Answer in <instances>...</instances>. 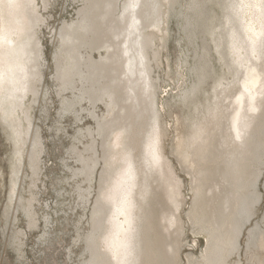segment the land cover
Listing matches in <instances>:
<instances>
[{"label": "bare ground", "instance_id": "1", "mask_svg": "<svg viewBox=\"0 0 264 264\" xmlns=\"http://www.w3.org/2000/svg\"><path fill=\"white\" fill-rule=\"evenodd\" d=\"M41 1L46 7L47 0ZM116 1L108 4L109 11L101 20L96 16L94 21L84 18L88 20L85 24L76 20L71 31L64 27L61 38L65 43L55 54L62 86L78 89L81 96H76L77 100L86 94L93 103L105 94L110 99L106 116L93 112L97 136L88 128L92 136L89 144L82 149L71 147L81 162L76 171L86 172L89 181H95L87 189L89 194L97 187L92 233L87 241L92 259L87 264H179L182 219L178 211L183 199L181 184L174 179L164 153L160 110L153 107L158 93L153 62H157L158 51L152 42L160 35L150 29L154 25L156 30H163L166 13L176 0H127L122 16L116 15ZM7 5L8 0H0V113L12 130L10 135L18 146L21 162L26 135L31 134L26 127V122L32 124L29 100L38 96L43 76L38 28L44 18L39 0H17L11 8ZM226 5L230 26L227 33L221 34L229 38L225 41L228 40L230 54H234L232 61L225 41L215 38V42L238 83H214V101L210 96L209 104L200 103L202 116L195 106L199 112L196 116L190 114V130L182 144L181 156L192 175L194 193L187 215L193 230L205 233L207 238L200 255H188L189 264H232V256L240 252L242 229L260 200L257 184L264 168V0H231ZM146 12L149 16L152 12L158 14L157 22L147 23ZM113 14L112 30L122 29H114V35L123 36L126 46L122 47L125 43L121 40L111 39L95 59L91 44L101 37L103 25L110 24ZM90 66L93 72L84 74ZM206 66L207 63L200 73L199 85L183 93L186 101L190 92L197 94L205 83L206 70L210 69ZM192 95L194 100L196 96ZM225 98L231 99L229 104H224ZM63 99L74 106V100ZM214 173L212 183H208ZM258 241V233L252 229L248 264L264 263Z\"/></svg>", "mask_w": 264, "mask_h": 264}, {"label": "rangeland", "instance_id": "2", "mask_svg": "<svg viewBox=\"0 0 264 264\" xmlns=\"http://www.w3.org/2000/svg\"><path fill=\"white\" fill-rule=\"evenodd\" d=\"M98 1L47 0L45 7L39 0V8L42 6L41 14L44 18V22L38 28L44 56L41 69L43 76L38 83V96L35 99L31 97L29 100L32 106L29 110L32 124L29 126L30 124L26 122V127L28 125L27 129H30L31 134L26 135L23 146L24 160L21 162L19 161L20 153L16 151L18 146H15L14 139L10 135L12 130L0 113V264H87L92 259L87 241L90 240L92 233L91 214L97 187H93L89 194L87 189L95 181H89L90 178L86 177V172L76 171L81 167V162L71 147L74 145L82 149L89 144L92 136L87 131L88 128L93 129L94 136H97L95 130L97 119L94 118L93 112L106 116L107 108H110L108 105L110 99L105 94L102 99L93 103V98L91 101L86 94L77 100L76 96H81L78 89L74 90L70 87L64 89L62 86L55 54L62 49L60 45L65 43L61 38L64 27L71 31L75 22L76 25L79 21L87 23L88 18H92V21L101 20L100 17L109 11L110 5L115 0ZM125 1L127 0L116 1L118 2L116 15L122 16ZM230 1L198 0L199 5L197 0H192V3L191 0H176L171 11L168 9L166 13L165 25L162 24L163 30H156L154 25L150 27L160 35L157 41L152 42L153 46H157L158 51L157 62H153L155 65L153 77L158 86H156L158 89L155 97L156 104L154 103L153 107L157 106L158 108L155 109L160 110L164 128L162 136L164 153L173 168L174 179L181 184L180 191L183 199L178 211L182 219L179 264H189L188 255H200L207 245L205 233L194 231L187 215L194 198L193 181L188 165L182 159L181 151L190 130L189 119L191 115L199 112L195 106L198 105L199 115L202 116V105L209 104L207 98L211 96L212 102L214 101L215 84H227L229 81L233 84L238 83L237 76L223 60L215 42V38L220 42L228 38L222 37L221 32L227 33L226 29L230 26L226 21L229 9L226 7L227 10H225L224 7L230 4ZM198 7L201 9L200 12ZM145 15L149 24L157 22L159 16L154 12L151 14L152 17L147 12ZM155 16L157 17L154 18ZM112 18L107 27L103 25L105 29H102L103 35L101 34V37L95 39L93 45L91 44L95 48L93 50L95 59L99 58V51H105L107 42L111 39L125 43L122 40L123 36L120 38L114 35L115 27L112 30L114 14ZM221 24L224 25L225 31ZM115 30L120 32L122 29L119 27ZM211 30L215 33L212 34ZM225 44H229L228 40ZM125 46L126 43L122 47ZM228 46H226V52L228 51L229 61H232L234 54H230ZM205 62L206 69L210 67L214 75H211L210 69L209 72L206 70L208 77H205L201 91L199 89L197 94L190 92V98L187 100L189 102H187L183 93L185 94L186 90L190 91L194 84L199 85L198 80L200 73L204 71ZM88 70L84 74L90 75L93 67L90 66ZM220 76L224 78L222 81ZM80 84L81 81L78 80L77 85ZM192 94H196L195 101L191 99ZM63 98L74 100V106L68 104L69 102ZM227 99L223 101L224 104H229L231 99ZM34 152H36V158L33 157ZM15 168L19 170L18 174ZM214 175L216 173L210 176L211 182L208 181V183H212ZM14 179L18 181L16 184ZM79 186H81L80 189ZM257 190L260 200L255 214L242 229L239 237L240 252L232 256V264L249 263L247 247L252 229H256L258 233L260 244L258 249L261 257L264 258V168ZM82 193L86 195L85 198L81 196Z\"/></svg>", "mask_w": 264, "mask_h": 264}, {"label": "snow or ice", "instance_id": "3", "mask_svg": "<svg viewBox=\"0 0 264 264\" xmlns=\"http://www.w3.org/2000/svg\"><path fill=\"white\" fill-rule=\"evenodd\" d=\"M17 3V0H8V5L7 7L11 8V7H15ZM255 197V194H254Z\"/></svg>", "mask_w": 264, "mask_h": 264}]
</instances>
